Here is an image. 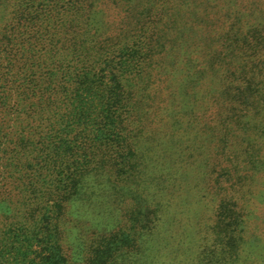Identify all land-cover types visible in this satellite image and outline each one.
<instances>
[{"label":"trees","instance_id":"16d2710c","mask_svg":"<svg viewBox=\"0 0 264 264\" xmlns=\"http://www.w3.org/2000/svg\"><path fill=\"white\" fill-rule=\"evenodd\" d=\"M255 159L264 0H0V264H95L104 251L108 264L119 236L137 250L144 231L106 232L104 207L136 184L168 208L189 170L216 183L234 172L223 195L254 220ZM156 221L143 243H186Z\"/></svg>","mask_w":264,"mask_h":264},{"label":"rangeland","instance_id":"374dc122","mask_svg":"<svg viewBox=\"0 0 264 264\" xmlns=\"http://www.w3.org/2000/svg\"><path fill=\"white\" fill-rule=\"evenodd\" d=\"M245 168L257 175L264 172L263 162L256 159L252 166L245 164ZM197 170L183 174L189 179L190 191L172 201L168 208L163 207L166 199L158 206L156 198L149 195L146 199L136 184L129 186L139 193L131 192L126 199L104 207L103 220L109 223L106 232L128 225L140 226L144 231L135 247L137 250L128 238H116L111 248L121 249V254L108 264H264V192L258 200L256 218L241 221L231 213V205L223 195L232 184L228 179L235 176L234 172L228 175L230 171H223L225 175L216 183L195 175ZM164 208L168 212L163 213ZM157 217L173 228L177 238L186 237V243L171 240L173 243L165 247L164 235L160 233L154 234V242L143 243L147 229L154 226ZM82 234L74 230L69 237V242L77 248L76 258L88 254L83 248ZM107 254V251L101 253L95 264H105Z\"/></svg>","mask_w":264,"mask_h":264}]
</instances>
